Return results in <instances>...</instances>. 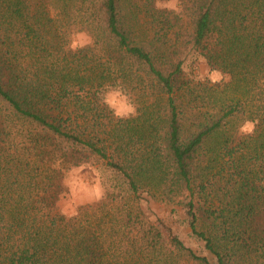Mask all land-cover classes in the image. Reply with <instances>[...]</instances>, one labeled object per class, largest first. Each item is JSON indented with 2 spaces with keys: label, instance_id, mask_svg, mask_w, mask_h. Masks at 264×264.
Here are the masks:
<instances>
[{
  "label": "trees",
  "instance_id": "16d2710c",
  "mask_svg": "<svg viewBox=\"0 0 264 264\" xmlns=\"http://www.w3.org/2000/svg\"><path fill=\"white\" fill-rule=\"evenodd\" d=\"M154 3L0 0V264H264V0ZM79 32L92 43L68 50ZM190 50L227 79H184ZM117 81L135 118L101 99ZM90 157L119 187L67 215L64 173Z\"/></svg>",
  "mask_w": 264,
  "mask_h": 264
},
{
  "label": "rangeland",
  "instance_id": "374dc122",
  "mask_svg": "<svg viewBox=\"0 0 264 264\" xmlns=\"http://www.w3.org/2000/svg\"><path fill=\"white\" fill-rule=\"evenodd\" d=\"M86 38H89L87 34L79 32L70 36L68 44L70 45V42L74 40L79 41ZM182 69L183 78L194 81H209L208 76L212 70L206 63L204 57L193 50L188 52L183 62ZM221 75L224 77L221 80L227 79L222 73ZM243 121L238 125L237 134H241L239 126ZM62 182L63 185L66 186V192L60 201V207L62 212L67 215L73 214L81 207L97 202L102 198L104 193H108V191L113 189L112 186L119 187L118 178L104 165L102 160H97L95 157H90L85 164L83 163L82 165L72 167L70 170L66 171ZM133 201H138V205L145 209L147 216H149L156 225L161 227L165 234L167 233V228L171 227L187 246L191 247L199 254H207V252L203 250L201 242L191 234L185 217L180 209H177L176 213H170L164 208L160 209L157 202L153 200L149 199L145 201L143 196ZM122 202L123 201H120V203Z\"/></svg>",
  "mask_w": 264,
  "mask_h": 264
},
{
  "label": "clouds",
  "instance_id": "9594fccd",
  "mask_svg": "<svg viewBox=\"0 0 264 264\" xmlns=\"http://www.w3.org/2000/svg\"><path fill=\"white\" fill-rule=\"evenodd\" d=\"M154 7L157 10L171 11L177 15L182 12L180 0H155ZM92 43L91 38L70 42L69 49L77 51ZM224 77L218 70H211L208 79L211 83H218ZM103 103L111 110L116 119H131L138 115L137 105L132 102L128 93L120 85L119 81L114 84H105L102 94ZM259 121L255 119H245L239 126V131L243 135L255 134L256 125Z\"/></svg>",
  "mask_w": 264,
  "mask_h": 264
}]
</instances>
